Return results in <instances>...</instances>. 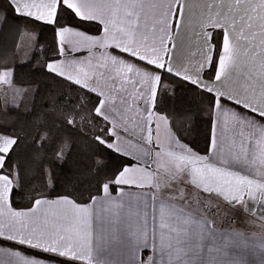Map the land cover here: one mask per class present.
I'll list each match as a JSON object with an SVG mask.
<instances>
[{"label": "crops", "instance_id": "crops-1", "mask_svg": "<svg viewBox=\"0 0 264 264\" xmlns=\"http://www.w3.org/2000/svg\"><path fill=\"white\" fill-rule=\"evenodd\" d=\"M59 3L100 30L56 28L63 55L49 67L99 96L111 147L134 159L114 192L105 184L83 204L39 198L23 215L9 208L12 182L0 173V236L81 264H220L223 241L211 239L220 232L217 206L264 203V0H33L29 11L51 24ZM161 69L214 95L216 128L229 132L208 155L153 110ZM12 144L0 138V167ZM187 189L203 200L184 198ZM249 219L264 240V217ZM20 251L35 258L30 264H70ZM249 260L256 264L252 253Z\"/></svg>", "mask_w": 264, "mask_h": 264}, {"label": "snow or ice", "instance_id": "snow-or-ice-1", "mask_svg": "<svg viewBox=\"0 0 264 264\" xmlns=\"http://www.w3.org/2000/svg\"><path fill=\"white\" fill-rule=\"evenodd\" d=\"M88 2L89 0H84L85 4ZM32 3L33 0H0V51L11 46L19 57L21 41L26 37L40 42V47L43 48L44 31L31 35L27 30V26L32 24L48 27L46 22L39 20L29 11ZM58 20L59 14L57 21L53 22V32L56 30ZM57 54L63 55L59 52V46ZM52 63V60H47L41 65L35 52L28 59L17 58L14 60L12 65L13 85L5 86L3 98H0V138L10 134L14 141L13 147L6 157L5 166L9 168V171L13 167L16 168L18 181L23 180L24 172H27L30 177L42 181L47 191L56 192L64 185L75 186L86 179L89 174L95 173V167L86 170V157L81 155V153H89V140L95 142L97 157L94 159L97 164H109L118 158L129 161L134 158L124 152L113 150L111 141L115 137L110 132L108 140L104 143H101V140L95 136L89 137L88 131L85 130V121L92 123L91 115L82 111L83 105L74 102L70 94L42 87L41 77L51 76L54 79L64 80L63 76L51 71L49 65ZM215 67L216 65L213 63L211 68L215 70ZM22 79L33 82L31 84H16V81ZM13 86L16 88V92L10 97L8 88ZM29 92H31L30 97L28 96ZM17 93L19 98H16ZM184 104L183 97L175 94L164 96L158 90L152 107L154 111L168 118L171 126V118L168 117L166 109L171 105L174 111L179 112ZM199 119V117H195L197 133H199ZM204 119L207 121V132L204 134L205 151L201 154L208 155L213 150L217 137L221 141L227 140L229 130L226 128L217 130L214 117L205 114ZM189 127L192 125L190 124ZM253 127L255 131L260 130ZM89 130L94 131V125ZM189 147H194V145L189 143ZM101 150L107 153L108 161L98 158ZM14 156L16 159H13ZM87 158L93 157L88 156ZM128 166L129 164H123L119 167L122 170ZM19 189L20 184L18 183L12 192L13 201L24 195ZM113 190L115 191V189ZM41 198L46 199L43 194H41ZM35 203L36 201H33V204ZM9 208L16 215L24 214L18 204L12 208L10 203ZM217 209L216 215L221 216L222 213L220 232L212 236L211 239L214 242L223 241L222 248L225 259L221 260L220 264H250L249 253L254 256L256 264H264V240H257L254 231L256 226L249 219L250 217L256 219L257 214L264 217V203H253L249 207L228 205L223 209H220L218 205ZM4 213L5 208L0 205V217ZM238 213L241 214L239 221L236 219ZM0 224H2V220H0ZM230 225H235V227H230ZM3 240L5 237L0 236V241ZM9 245H17V247L13 248ZM22 247H29V245L15 240H10L7 244H0V264H30L31 261H34V257H28L20 251ZM34 250L41 251V249ZM216 250L220 251V248ZM213 264L216 262L213 261Z\"/></svg>", "mask_w": 264, "mask_h": 264}, {"label": "trees", "instance_id": "trees-1", "mask_svg": "<svg viewBox=\"0 0 264 264\" xmlns=\"http://www.w3.org/2000/svg\"><path fill=\"white\" fill-rule=\"evenodd\" d=\"M58 20V27H63L67 25L76 26L84 31L90 33H97L100 30L99 23L87 19H83L78 17L75 12L66 6L63 3H59L55 15L54 21ZM71 14V15H70ZM47 24L48 27L44 28L41 25H28L27 30L31 35H36L40 31H44L45 39L42 41L43 48L40 47V42L36 40H32L31 37H26L24 40L21 41L20 44V52L19 57L17 54L12 50V47L9 46L5 50L0 51V74L2 71H7L5 78L7 83L13 85V76H12V65L15 59H28L33 52H35L36 58L39 60V63L43 65L46 63L47 60L56 58L57 54V37L56 32H53L52 25ZM213 46H214V55L217 54L220 44V32L215 31L213 33ZM43 57V59H40ZM215 63L213 59L210 66L204 71L205 77H211L213 74V69L211 65ZM41 85L44 88H51L53 90L60 91L65 94H70L74 102L83 105L82 111H86L91 115V122L89 123L87 120L85 121V130L88 131L89 137L95 136L97 139L101 140V143H104L108 140V128L109 124L105 121L102 117H100L95 108L99 101V96L92 91L77 85L67 79L64 80L54 79L51 76L41 77ZM33 81L28 79H22L16 81V84L20 83H27L31 84ZM164 96H170L171 94H175L177 96H181L185 100V104L179 112H176L172 109L171 105L166 109L168 112V117L171 118V130L176 136V138L186 144L189 147V143H192L194 147H190L193 151L198 154H201L205 151V133L207 132V121L204 119L205 114L212 117V108H213V101L214 95L208 91H205L193 83L186 81L176 75H173L164 69L160 70V80L159 85L157 88V92ZM16 92V88H13L10 91V97L12 94ZM156 92V96H157ZM3 87L0 83V98H3ZM28 96H31V92L28 93ZM155 96V98H156ZM16 98H19V94L17 93ZM156 112V111H155ZM195 117H199V133L195 131L196 124H195ZM168 119V118H167ZM169 122V119H168ZM192 127H189V125ZM94 125V131L89 130ZM104 130V131H101ZM179 134V138H178ZM10 135V134H9ZM11 136V135H10ZM14 143V141H13ZM90 151L89 153H81L82 156H85V164L87 165V169L89 170L93 167L96 168L94 174H89L86 179L81 181L79 184L69 187L68 185H64L59 191L56 192H49L46 190L42 181L38 179H34L30 177L27 172H24L23 180L17 179V170L15 167L9 171V168L6 167V157L8 153L11 151L12 146L9 150L4 154L3 162L0 167V173L10 178L12 184L9 192V203H11L12 207L18 204L21 206V209L29 208L33 201L41 198V194L44 197H54V196H65L71 197L70 199L73 200L75 203L83 204L89 202L94 196L99 195L102 191V188L105 184H107L111 191L114 192L113 189L116 190L117 185L113 183L115 176L121 171L120 165L123 164H131L133 161H129L126 159H115L112 160L109 164H97L95 159L97 154L95 152V142L89 140ZM195 149V150H194ZM91 156L93 158H87ZM98 158L103 161H108L109 157L107 153L103 150L100 151ZM13 159H16L14 156ZM20 184V191L24 193L23 196L16 198L14 201L12 200V192L13 189L16 187L17 184ZM30 196V198H29ZM8 239L0 241L1 244H7ZM25 245V244H24ZM17 247V245H9ZM23 249L28 252L36 253L41 256L53 258L59 261H63L70 264H81L77 261H73L67 259L65 257H61L56 254H52L46 251H35L34 247H22Z\"/></svg>", "mask_w": 264, "mask_h": 264}, {"label": "rangeland", "instance_id": "rangeland-1", "mask_svg": "<svg viewBox=\"0 0 264 264\" xmlns=\"http://www.w3.org/2000/svg\"><path fill=\"white\" fill-rule=\"evenodd\" d=\"M6 73H7V71H2V73L0 74V83H1V86L3 87V90H4L5 86H11V84H9V82L7 83V81L4 79ZM13 88H15V87L13 86V87H9L8 88V95L9 96H10V91H12ZM184 195H185L184 198H187V199H191V200L192 199H194V200L200 199V200H203V198L201 196L196 195V193H193L192 191H190L188 189L185 191ZM209 210H212V209H209Z\"/></svg>", "mask_w": 264, "mask_h": 264}]
</instances>
